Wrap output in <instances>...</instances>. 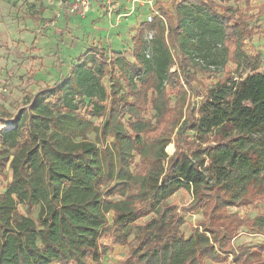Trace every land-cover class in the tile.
<instances>
[{
    "label": "trees",
    "instance_id": "1",
    "mask_svg": "<svg viewBox=\"0 0 264 264\" xmlns=\"http://www.w3.org/2000/svg\"><path fill=\"white\" fill-rule=\"evenodd\" d=\"M217 1L174 0L137 28L132 62L91 47L61 83L40 88L15 116L4 110L0 175L7 168L11 178L0 192V264H102L110 247L100 238L114 231L111 245L124 246L148 213L118 264H264V242L232 245L242 228L264 235V73L209 89L197 121L186 104L196 72L249 60L243 47L259 27L225 6L242 0ZM254 56L251 72L262 59ZM180 190L189 204H169ZM257 205L253 219L229 212ZM18 206L38 207L37 221ZM202 207L184 238L183 215Z\"/></svg>",
    "mask_w": 264,
    "mask_h": 264
},
{
    "label": "rangeland",
    "instance_id": "2",
    "mask_svg": "<svg viewBox=\"0 0 264 264\" xmlns=\"http://www.w3.org/2000/svg\"><path fill=\"white\" fill-rule=\"evenodd\" d=\"M147 1V0H143ZM154 4L153 10L147 9L141 11L138 9L136 11L137 16H142L146 19L148 15L156 16L158 14V9L163 8L167 11L172 10V5L174 0H151ZM216 4L217 0H212ZM263 4V5H262ZM147 6V5H146ZM225 6L231 7L233 9H239L244 11L243 16H253L255 18L253 22L259 21V27L253 31L252 37L245 41V46L243 47L244 51L248 55L247 61H243L240 67H236L232 61L225 63L222 66H218L215 69L214 66L208 67V72H196L195 77L196 81L192 83V89H187V98L186 104L189 107L190 114L197 121L199 118L198 110L200 104L206 99L207 91L213 88L218 83H223L225 80H235L245 78L247 75H252L256 73H264V7L261 13L259 9L261 6H264V0H250V9L247 11L244 1L239 3L229 2ZM101 7V15L95 16L94 13L85 15L82 18L89 22L88 24H82L80 26V36L76 37V42L78 43L79 53L84 55L91 47H102L101 44L105 47L106 50H111L112 52H122L124 53L125 58L132 62L131 56V45L130 40L137 30V24H135L134 19H129L128 15H123L120 18L115 15L117 21L110 19L106 12ZM135 12V11H134ZM23 14V13H21ZM136 16V17H137ZM87 17V18H86ZM21 18V17H20ZM144 19V20H145ZM19 30L22 28L21 23L19 22ZM137 25V26H136ZM6 29V31H4ZM18 31L17 33H19ZM16 33V34H17ZM14 32L8 30L7 27L4 29L0 27V119L2 118L5 111L11 116H15L18 110L24 106L25 102L29 99H32L40 88L43 86H50L56 79H49V84L45 83L46 81V69L48 67H54L56 62L61 60V57L57 53V61L55 59L54 66L50 65L51 61L46 60V54L50 57L53 55V46L55 43L50 37H43L40 34H34L33 41L29 40L26 42L17 41L16 38L11 37ZM151 33H144V38L150 40ZM52 37V36H51ZM14 40H13V39ZM62 38H59L58 44H60ZM40 41L39 44L34 43V41ZM94 41H97L94 44ZM24 44L26 51H23L21 47ZM101 43V44H100ZM51 46V48H50ZM45 54L44 57L42 53ZM52 52V53H49ZM260 52L262 59L256 71L251 72L246 69V66H250L255 60L254 54ZM149 54V52H147ZM67 55V54H66ZM56 56V55H55ZM78 55H74L73 59L70 57L67 62V66H73L76 62ZM49 57V58H50ZM57 62V63H58ZM64 64V61H61ZM61 63V65H62ZM42 70V71H41ZM104 84L108 87L106 80ZM87 102V101H86ZM173 97L172 103L173 104ZM5 110V111H4ZM146 118L150 119L152 123L154 122L153 113L149 111L146 114ZM94 124H100L101 120H93ZM123 122H126V118H123ZM6 127H10V121H6ZM4 128V126H0ZM0 129V131L2 130ZM187 135V133H186ZM190 137V143L196 145L195 140L193 141L192 134L188 133ZM187 135V136H188ZM86 139L89 141H94L95 136L92 133L86 135ZM100 146V144H99ZM170 147V148H169ZM173 147V148H172ZM170 150H169V149ZM172 151V152H171ZM174 151V145L170 144L166 147L165 153L168 157L172 155ZM138 163V157L135 156L134 164ZM264 178V173L262 174ZM11 178L10 171L6 168L4 173L0 175V192L5 191L6 185L9 183ZM191 200V194L185 190L178 191L173 197L168 200L169 204H176L177 207L185 206L189 204ZM202 207L200 210H197L192 215H183L185 220V225L180 229V233L184 238H187L190 235V227L197 224L201 219L204 212ZM17 211L19 214L28 216L34 221H37L38 207H33L27 209L22 206H18ZM263 211L262 205H257L255 207L241 208V209H230L229 212L238 214L241 218L253 219L258 213ZM150 217V213L147 214L146 218L137 220L132 224L131 236L124 240V246H112L111 245V236L115 233L114 231L111 234H104L100 240V244H104L110 247V250L107 251L105 259L102 260L103 264L106 261V264H118L127 251L131 249L135 243H133V234H136V227L141 226ZM107 220L109 226H112V215H107ZM120 234V233H117ZM250 241L247 243H254L260 239L251 238L248 236Z\"/></svg>",
    "mask_w": 264,
    "mask_h": 264
},
{
    "label": "crops",
    "instance_id": "3",
    "mask_svg": "<svg viewBox=\"0 0 264 264\" xmlns=\"http://www.w3.org/2000/svg\"><path fill=\"white\" fill-rule=\"evenodd\" d=\"M65 1L66 0H0V27L3 29L7 27L9 31L14 32L15 34H13L11 37L14 36L13 38H16L17 41L26 42L29 40L33 41L35 33H41V36H48L54 41L52 43H55L53 46L52 57L46 54V60H48V62L51 61L50 65L54 66L55 59L56 61L58 60L57 53L62 56L61 60L59 62L57 61L58 63L56 62L55 68L51 66L46 69L47 76L45 83L50 85L49 79H56L50 86H43V88L46 89L52 88L56 83H61V81L65 80L70 75L73 66L68 67L66 64L68 60L74 58V55H78L77 57L81 55V53L78 54L79 48L78 43L76 42V37L80 36V26L82 24L89 23L81 22L83 20H87H82L80 16L69 14L64 4ZM144 2L145 1L143 0H116V9L114 10L110 19L117 21L118 17L120 18L123 15H128L129 17L130 15L129 19H134V22L138 25H136L138 28L140 25L145 23V18L142 16H137L136 11L138 9L140 11L141 9L146 11L149 9V7L146 6ZM103 10L106 12L105 9ZM91 13H94L96 17L97 15H101V6L95 1L91 2L90 9L86 16L88 17V15ZM115 15L118 17L116 18ZM19 22L21 23L22 27L20 30ZM4 31H6V29ZM18 31L20 32L17 33ZM59 38H62L60 44H58ZM95 42L97 41H94V44H98ZM34 43L39 44L40 41L36 40ZM101 46L102 47L100 48L105 49L102 44ZM21 47L23 48V51H26L24 44H22ZM41 53L44 57L45 54H43V52ZM70 57L72 58L69 59ZM61 61H64V64ZM248 236L252 239L256 238L260 240L250 244L247 243L248 240L250 241ZM263 242L264 235L250 233L246 229L242 228L240 229L238 235L233 239L232 245L234 247L242 246L251 248ZM261 257L264 258V253ZM231 263V258H228V261L224 264ZM104 264H106V261ZM204 264L215 263L205 260Z\"/></svg>",
    "mask_w": 264,
    "mask_h": 264
},
{
    "label": "built area",
    "instance_id": "4",
    "mask_svg": "<svg viewBox=\"0 0 264 264\" xmlns=\"http://www.w3.org/2000/svg\"><path fill=\"white\" fill-rule=\"evenodd\" d=\"M95 1L98 3L103 9H105L106 14L109 18L112 17V14L114 10L116 9V0H66L64 2L65 7L69 14L75 15V16H80L83 17L87 14V12L90 9L91 2ZM145 5L149 7L150 10H153L154 4L151 0H147L144 2ZM156 16L158 15L155 13ZM154 16L148 15L145 19L146 23H150ZM162 19V18H161ZM151 38V36H150Z\"/></svg>",
    "mask_w": 264,
    "mask_h": 264
},
{
    "label": "bare ground",
    "instance_id": "5",
    "mask_svg": "<svg viewBox=\"0 0 264 264\" xmlns=\"http://www.w3.org/2000/svg\"><path fill=\"white\" fill-rule=\"evenodd\" d=\"M169 148H170V147H169ZM169 148H168V149H169ZM172 148H173V147H172ZM169 150H170V149H169ZM171 152H172V151H171Z\"/></svg>",
    "mask_w": 264,
    "mask_h": 264
}]
</instances>
